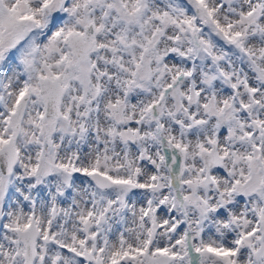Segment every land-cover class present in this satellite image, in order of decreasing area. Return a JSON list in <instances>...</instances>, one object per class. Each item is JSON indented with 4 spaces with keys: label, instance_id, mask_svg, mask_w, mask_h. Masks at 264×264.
I'll list each match as a JSON object with an SVG mask.
<instances>
[{
    "label": "snow or ice",
    "instance_id": "6c2138e0",
    "mask_svg": "<svg viewBox=\"0 0 264 264\" xmlns=\"http://www.w3.org/2000/svg\"><path fill=\"white\" fill-rule=\"evenodd\" d=\"M0 264H264V0H0Z\"/></svg>",
    "mask_w": 264,
    "mask_h": 264
}]
</instances>
